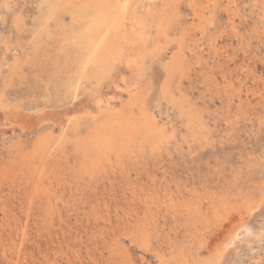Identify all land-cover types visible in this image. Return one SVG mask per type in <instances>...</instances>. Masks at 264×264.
Wrapping results in <instances>:
<instances>
[{
  "label": "rangeland",
  "instance_id": "1",
  "mask_svg": "<svg viewBox=\"0 0 264 264\" xmlns=\"http://www.w3.org/2000/svg\"><path fill=\"white\" fill-rule=\"evenodd\" d=\"M43 1L0 0V264H264V0H219L214 9L210 3L206 6L207 0H199L204 4L200 11L205 10L201 17L187 0H179L174 30L164 38L172 40L167 49L164 44L156 47L154 27L142 31L136 23L158 20L166 0H131L106 62L93 60L99 49L90 60L92 49L79 44L69 29L68 22L76 18L69 13L75 10V0ZM52 3L65 9L64 17L46 18ZM225 7L236 13L232 16ZM71 25L74 28L77 22ZM178 37L183 38L187 61L172 65V74L167 75L160 61L176 51ZM165 80L172 85L167 82L165 87ZM137 89L146 98L156 125L172 136L153 150L143 143L141 150L132 147L133 151L120 153L109 151L105 144L107 154L100 166L91 175L83 173L79 168L83 137L96 132L95 128L101 132L117 107L125 114L126 103ZM184 112L191 116L190 127ZM38 139L48 140L50 159L39 155L23 162L17 151L30 153ZM114 142L118 145L115 138ZM44 166L48 191L35 198L27 216L19 208L27 204L26 192L21 187L14 189L18 194L13 192L8 178L20 168L24 174L36 175ZM32 175L30 182L35 181ZM49 203L56 206L52 211L47 209ZM9 208L14 216L6 214ZM19 229L25 230L23 239Z\"/></svg>",
  "mask_w": 264,
  "mask_h": 264
},
{
  "label": "bare ground",
  "instance_id": "2",
  "mask_svg": "<svg viewBox=\"0 0 264 264\" xmlns=\"http://www.w3.org/2000/svg\"><path fill=\"white\" fill-rule=\"evenodd\" d=\"M45 1V0H44ZM43 1V2H44ZM48 1V0H47ZM57 1V0H56ZM58 1H60V0H58ZM69 1V0H68ZM179 0H166V2H165V5H164V9L163 10H161V14H160V17H158V20H153V23L150 21H148V20H146V19H144V20H138L136 23H137V25H140V27L142 28V31H145L144 29H147V30H149L150 29V27H154V31L156 32V41H154V43H157V48H159V47H162V45L163 46H165V47H163L164 49L166 48L167 49V47L166 46H168V44H170L171 43V41L172 40H164V38L165 37H167V33H169V30L173 27V25H175L176 24V20H177V13H178V8H179V2H178ZM184 1H186V0H184ZM188 1V3H189V5L191 6V8L194 10V11H197L198 13H197V16L198 17H201L202 16V14H203V12L205 11H200L201 9V7H204V4L203 5H201L200 4V1L199 0H187ZM231 1H233V0H231ZM49 2V1H48ZM63 2V1H62ZM143 2V1H142ZM153 2V1H152ZM218 2H219V0H207L206 1V3H207V5L206 6H208V3H210L212 6V8H213V6H216V4H218ZM262 2V1H261ZM45 3V2H44ZM57 3V2H56ZM55 3V4H56ZM66 3H67V0H66ZM68 3H70V2H68ZM72 3V2H71ZM131 3V0H75V2H74V4H75V10H69V13L70 14H72V15H74V16H76V18H69L70 19V21L68 22V23H71L72 24V22H74V23H76L77 22V25H75V27L73 28V27H71L70 28V26H72L71 24H69V29H71V30H73L74 32H75V34H76V36H77V38H78V43L79 44H81V45H83L84 46V48H86V47H89L90 49H92V50H89V51H91L92 53H91V58H90V60H92V57H94L93 56V54H94V51H96L97 52V50H95V49H99V54L97 55H95V57L93 58V60L95 61V60H97V59H99L100 61L101 60H104V62H106V60L108 61V58L110 57V55H111V50L115 47L114 45H115V31H116V29L118 28V27H120L121 26V24H122V19H124L125 17V13L127 12L128 13V8H129V4ZM148 3V2H147ZM187 3V4H188ZM205 3V2H204ZM205 3V4H206ZM232 3V2H231ZM54 3H52L51 5L53 6V7H48L47 8V14H46V18H48V19H54V21H55V19H57V20H59V19H61L62 17H64V14L62 13V11L63 10H65V9H60L57 5H55ZM62 4V3H61ZM146 4V3H145ZM182 4H184L183 2H182ZM222 4V3H221ZM141 6H142V4H140ZM228 6V5H227ZM66 7V6H65ZM222 7H223V5H222ZM230 7V6H229ZM229 7H225V9H226V11H227V13H230V11L232 12L231 13V15L233 14H235L236 12H233V10H231V8H229ZM45 8V7H44ZM209 8V7H208ZM214 9V8H213ZM67 10V9H66ZM142 10V9H141ZM145 10V9H144ZM220 10V9H219ZM182 11V10H181ZM134 13V12H133ZM216 13V12H215ZM226 13V14H227ZM264 13V12H263ZM224 14V13H223ZM232 15V16H233ZM136 17V16H135ZM184 17V16H183ZM227 17V16H226ZM147 18V17H146ZM148 19V18H147ZM212 19V18H211ZM229 19V25L231 26L230 28L232 29V30H234L235 29V27H234V24H233V22H232V19H233V17H231L230 16V18H228ZM183 21H184V19H182ZM264 20V19H263ZM134 21V19L132 20V22ZM228 21V20H227ZM263 22V21H262ZM52 23V22H51ZM209 23H211V22H209ZM135 24V23H134ZM184 24V23H183ZM205 24V23H204ZM262 24V23H261ZM44 25V24H43ZM47 25H49V24H47ZM181 26V25H180ZM122 27V26H121ZM179 27V26H178ZM261 27V26H260ZM43 28V27H42ZM65 28V27H64ZM140 28V29H141ZM51 29V28H50ZM67 29V28H66ZM152 29V28H151ZM173 29V28H172ZM176 29H177V27H176ZM179 29V28H178ZM212 29V28H211ZM264 29V28H263ZM52 30V29H51ZM174 30V29H173ZM196 30H197V28H196ZM204 30V29H203ZM259 30H260V28H259ZM62 31H63V29H62ZM141 31V32H142ZM229 31V30H228ZM45 32H46V28H45ZM147 32V31H146ZM178 32V31H177ZM206 32V31H205ZM258 32H260V31H258ZM43 33V32H42ZM50 33V32H49ZM121 33V32H120ZM171 33V32H170ZM173 33H174V31H173ZM207 33V32H206ZM132 34H133V32H132ZM147 34V33H146ZM200 34V33H199ZM39 35V34H38ZM141 35V34H140ZM139 35V38H141V36ZM187 35V34H186ZM208 35V34H207ZM206 35V36H207ZM260 35H262V34H260ZM264 35V34H263ZM47 36V35H46ZM75 36V35H74ZM73 36V37H74ZM137 36V35H136ZM149 36V35H148ZM169 36V35H168ZM176 36H177V34H176ZM189 36V35H188ZM203 36V35H202ZM205 36V37H206ZM66 37H68V36H66ZM126 37H127V35H126ZM138 37V36H137ZM174 37V36H173ZM197 37V36H196ZM237 37V36H236ZM70 38H71V36H70ZM154 38H155V36H154ZM171 38V37H170ZM239 38V37H238ZM263 38V37H262ZM67 39V38H66ZM172 39V38H171ZM193 39V38H192ZM264 39V38H263ZM132 40V39H131ZM188 41H189V38L187 39ZM202 40V39H201ZM200 40V41H201ZM209 40V39H208ZM206 41H207V39H206ZM209 41H211V40H209ZM161 42H163V43H161ZM197 42V41H196ZM264 42V41H263ZM130 43V42H129ZM153 43V42H152ZM161 43V44H160ZM61 44V43H60ZM124 44V43H123ZM122 44V45H123ZM143 44H144V42H143ZM186 44V43H185ZM171 45V44H170ZM170 45H169V47H170ZM174 45L175 46H177L175 49H176V51L175 52H173V54L171 55V57L169 58V59H167V60H165V59H162V61H160V63L162 62V67H163V69H164V71H165V73L167 74V75H169V73H171L170 71H172V65H177V64H180L181 62H183V61H185L186 59H184V51H183V38L181 37H178V39L177 40H175V42H174ZM64 46V45H63ZM199 46V45H198ZM69 48V46H67L66 45V48ZM116 47H118V46H116ZM129 47V46H128ZM127 47V48H128ZM149 47V46H148ZM151 47V46H150ZM173 47V46H172ZM125 48V47H124ZM154 48V47H153ZM210 48V47H209ZM58 49H59V51L61 50L59 47H58ZM131 49V48H130ZM151 49H152V47H151ZM155 49V48H154ZM198 49V48H197ZM82 51H83V48L81 49ZM132 50V49H131ZM171 50V49H170ZM213 50V49H212ZM264 50V49H263ZM65 51H67V50H65ZM158 51V50H157ZM160 51V50H159ZM159 51H158V53H159ZM173 51V50H172ZM262 51V50H261ZM72 52V51H71ZM81 52V51H80ZM86 52V51H85ZM132 52V51H131ZM161 52V51H160ZM163 52V51H162ZM171 52V51H170ZM199 52H200V50H199ZM252 52V51H251ZM115 53V52H114ZM169 53V52H168ZM80 54H82V53H80ZM80 54H78L79 56H80ZM154 55H156L155 53H153ZM62 55H64V54H62ZM169 55V54H168ZM88 56L90 57V53L88 54ZM88 56H86V57H88ZM263 56V55H262ZM188 58H190V54H188V56H187ZM82 58V57H81ZM135 58V57H134ZM147 58V57H146ZM149 58V57H148ZM264 58V57H263ZM262 58V59H263ZM111 59V58H110ZM109 59V60H110ZM151 59V58H150ZM149 59V60H150ZM69 60H71V59H69ZM73 60V59H72ZM80 60V59H79ZM89 60V59H88ZM99 60H98V62H99ZM142 60V59H141ZM78 61V60H77ZM77 61H75V64H76V66H77ZM130 61V60H129ZM131 61H132V59H131ZM130 61V62H131ZM150 61H152V59L150 60ZM187 61V60H186ZM206 61V60H205ZM241 61V60H240ZM96 62V61H95ZM215 62V61H214ZM87 63V62H86ZM94 62H92V65H94L93 64ZM114 63V62H113ZM152 63V62H151ZM158 63V62H157ZM188 63V62H187ZM260 63V62H259ZM100 64V63H99ZM108 63H106V65H107ZM110 64V63H109ZM112 64V63H111ZM198 64V63H197ZM12 65V64H11ZM16 65V64H15ZM84 65V64H83ZM86 65V64H85ZM91 65V66H92ZM120 65H122V64H120ZM134 65V64H133ZM140 65V64H139ZM138 65V66H139ZM187 65V64H186ZM205 65H208V64H205ZM205 65H203V67L205 66ZM214 65V64H213ZM62 66V65H61ZM91 66H90V68H91ZM100 66H102V64L100 65ZM105 66V65H104ZM110 66V65H109ZM113 66V65H112ZM126 66V65H125ZM195 66V65H194ZM12 67H14V66H12ZM119 67V66H118ZM159 67V66H158ZM184 67V66H183ZM199 67V66H198ZM245 67H247V66H245ZM71 68V67H70ZM87 68H88V66H87ZM97 67L95 66V69H96ZM102 68H103V66H102ZM105 68V67H104ZM161 68V67H160ZM223 68V67H222ZM244 68V67H243ZM10 69V68H9ZM106 69H107V67H106ZM133 69V68H132ZM183 69H185V67L183 68ZM227 69H230V68H227ZM236 69V68H235ZM234 69V70H235ZM13 70V69H12ZM61 70V69H60ZM66 70V69H65ZM88 70H89V68H88ZM92 70V69H91ZM105 70V69H104ZM116 70V69H115ZM180 70V69H179ZM196 70H198L197 68H196ZM225 70V69H224ZM244 70H246V69H244ZM247 70H249V69H247ZM246 70V71H247ZM67 71V70H66ZM65 71V72H66ZM76 71V70H75ZM90 71V70H89ZM93 71V70H92ZM95 71V70H94ZM174 71V70H173ZM178 71V70H177ZM226 71V70H225ZM228 71V70H227ZM226 71V72H227ZM61 72V71H60ZM62 72H63V70H62ZM72 72H74V70L72 71ZM72 72H69V74L70 73H72ZM77 72V71H76ZM79 73H80V71H78ZM85 72H86V70H85ZM97 72H98V70H97ZM101 72V71H100ZM137 72V71H136ZM236 72V71H235ZM240 73H241V71H239ZM244 72V71H243ZM75 73V72H74ZM93 73V72H92ZM104 73V72H103ZM195 73V72H194ZM222 73V72H221ZM249 73V72H248ZM68 74V73H67ZM95 74V73H94ZM93 74V75H94ZM98 74H99V72H98ZM97 74V75H98ZM172 74V73H171ZM177 74H180V73H177ZM219 74V73H218ZM86 75H87V73H86ZM90 75V74H89ZM107 75V74H106ZM118 75V74H117ZM176 75V74H175ZM183 75V74H182ZM226 75V74H225ZM243 75V74H242ZM246 75V74H245ZM82 76V75H81ZM108 76V75H107ZM135 76H137L138 77V75H135ZM181 76V75H180ZM78 77V76H77ZM92 77V76H91ZM132 77V76H131ZM131 77H130V79H131ZM184 77V76H183ZM195 77V76H194ZM197 77V76H196ZM214 77H215V75H214ZM221 77V76H220ZM96 78V77H95ZM94 78V79H95ZM103 78V77H102ZM121 78V77H120ZM187 78V77H186ZM185 78V79H186ZM189 78V77H188ZM187 78V79H188ZM225 78V77H224ZM233 78V77H232ZM235 78H237V77H235ZM234 78V79H235ZM9 79V78H8ZM11 79V78H10ZM64 79V78H63ZM81 79H82V77H81ZM84 79V78H83ZM118 79V78H117ZM140 79V78H139ZM166 79H167V77H166ZM180 79H182L181 77H180ZM230 79V78H229ZM66 80H67V78H66ZM85 80V79H84ZM119 80V79H118ZM117 80V81H118ZM129 80V79H128ZM143 80V79H142ZM60 81V80H59ZM99 81V80H98ZM100 81H102V80H100ZM139 81V80H138ZM141 81V80H140ZM169 81H170V79H169ZM169 81H166L165 80V87H167V85H169V84H171V82L169 83ZM228 81H230V80H228ZM228 81H226L227 83H228ZM232 81V80H231ZM66 82V81H65ZM64 82V83H65ZM77 83H78V81H76ZM75 82V83H76ZM127 82V81H126ZM169 84H168V83ZM60 83V82H59ZM63 83V84H64ZM123 83V82H122ZM141 83V82H140ZM139 83V84H140ZM214 83V82H213ZM61 84H62V82H61ZM81 84V83H80ZM183 84V83H182ZM221 84V83H220ZM230 84V83H229ZM234 84V83H233ZM172 85V84H171ZM170 85V86H171ZM212 85V84H211ZM219 85V84H218ZM228 85V84H227ZM231 85V84H230ZM64 86V85H63ZM65 86H67V84H65ZM65 86H64V88H65ZM69 87H70V85H68ZM140 86V85H139ZM224 86V85H223ZM239 86V85H238ZM157 87V86H156ZM226 87V86H225ZM224 87V88H225ZM248 87V86H247ZM140 88V87H139ZM168 88H173V87H168ZM234 88V87H233ZM112 89V88H111ZM143 88H141L140 90H142ZM151 89V88H150ZM238 89V88H237ZM75 90H76V86H75ZM164 90V89H163ZM66 91V90H65ZM174 91V90H173ZM233 91H235V90H233ZM242 91V90H241ZM243 91H245V89L243 90ZM74 92V91H73ZM94 92V91H93ZM112 92V91H111ZM131 92V91H130ZM150 92V91H149ZM237 92H239V91H237ZM262 92V91H261ZM72 93V92H71ZM228 93V92H227ZM231 94H232V92H230ZM245 93V92H244ZM253 93V92H252ZM70 94V93H69ZM99 94V93H98ZM101 94V93H100ZM149 94V93H148ZM163 94L164 95H166L167 96V94H166V90H164V92H163ZM238 94V93H237ZM71 95V94H70ZM103 95V94H102ZM129 95V94H128ZM91 96V95H90ZM93 96V95H92ZM121 96V95H120ZM131 98L130 99H128V101H127V103H126V107H127V111L125 112V114H123L122 112H119L120 111V109L121 108H118L117 107V110H116V112L115 111H111V115H110V117L109 118H107L108 119V121H107V123L105 122V124L106 125H104L103 126V130L100 132V131H98V129H96L95 128V130L94 131H96V132H91V133H88L89 134V137H83V139H82V141H81V144H82V158H80V166H79V168H81V171L83 172V173H85L86 171L88 172V174H92L93 173V171L94 170H96L99 166H100V164L102 163V158L104 157V154H107L106 152H104L105 151V148L107 147V149L109 150V151H112V152H114V151H116V150H118L120 153H124L123 151L124 150H129V151H133L132 150V147H137V148H139L140 150L143 148V146H142V144L143 143H147L150 147H151V150H153V149H155L156 148V146H158V145H161V143H166V141L172 136V133H169L168 135L167 134H165L162 130L164 129V127L163 128H161L160 126H158V125H156V118H154V115H153V113H152V111H150V109H149V107L147 106V104H146V98H145V101H144V97L142 96V94H141V92H139V90L137 89L135 92H133L131 95ZM129 96V97H130ZM189 96V95H188ZM238 96H240V95H238ZM244 96V95H243ZM257 96V95H256ZM73 97V96H72ZM106 97V96H105ZM112 97V96H111ZM249 97V96H248ZM261 97H262V95H261ZM99 98H101V97H99ZM244 98V97H243ZM118 99H119V97H118ZM247 99V98H246ZM259 99V98H258ZM90 100V99H89ZM122 100V99H121ZM125 100V99H124ZM123 100V101H124ZM127 100V99H126ZM238 100H239V98H238ZM228 101H230V100H228ZM250 102V101H249ZM118 103V102H117ZM243 103V102H242ZM241 103V104H242ZM23 104V103H22ZM108 104V103H107ZM121 104V103H120ZM179 104V103H178ZM244 104V103H243ZM242 104V105H243ZM118 105V104H117ZM239 105V104H238ZM246 105V104H245ZM111 106V105H110ZM121 106V105H120ZM119 106V107H120ZM250 106V105H249ZM116 107V106H115ZM123 107V106H122ZM125 107V108H126ZM89 108V107H88ZM124 108V109H125ZM181 108V107H180ZM228 108H229V106H228ZM11 109V108H10ZM119 109V110H118ZM240 109V108H239ZM109 110V109H108ZM122 110H123V108H122ZM121 110V111H122ZM134 110L136 111L137 110V113H134ZM8 111H10V110H8ZM90 111V110H89ZM125 111V110H124ZM6 112V111H5ZM4 112V113H5ZM16 112V111H15ZM72 112V111H71ZM85 112V111H84ZM229 112H230V110H229ZM11 113V112H10ZM102 113V112H101ZM176 113V112H175ZM185 114H186V124L190 127L191 125H192V123H193V121H192V119H191V116L190 115H188L189 114V112L187 113V112H184ZM69 114V113H68ZM99 114V113H98ZM110 114V113H109ZM156 114V113H155ZM52 115V114H51ZM54 115V114H53ZM86 115V114H85ZM239 115V114H238ZM237 115V116H238ZM23 116V115H22ZM27 116V115H26ZM30 116V115H29ZM29 116H27V117H29ZM41 117H42V115H40ZM77 116H79V115H77ZM102 116V115H101ZM17 117V116H16ZM19 117V116H18ZM21 117V116H20ZM25 117V116H24ZM23 117V118H24ZM76 117V116H75ZM30 118V117H29ZM32 118V117H31ZM54 118V117H53ZM103 118V117H102ZM26 119V118H25ZM28 119V118H27ZM38 119V118H37ZM43 119V118H42ZM46 119V118H45ZM71 119V118H70ZM94 119V118H93ZM204 119V118H203ZM236 119V118H235ZM17 120H19V119H17ZM29 120V119H28ZM51 120V119H50ZM50 120H48V121H50ZM90 120V119H89ZM101 120V119H100ZM231 120H233V118L231 119ZM55 121V120H54ZM162 121V120H161ZM234 121V120H233ZM232 121V122H233ZM9 122V121H8ZM20 122V121H19ZM66 122V121H65ZM101 122V121H100ZM25 123V122H24ZM53 123V122H52ZM8 124V123H7ZM17 124V123H16ZM92 124V123H91ZM28 125V124H27ZM49 125L51 126L52 124H50L49 123ZM56 125V124H55ZM64 125H66V124H64ZM68 125V124H67ZM98 125V124H97ZM96 125V126H97ZM235 125H236V123H235ZM42 126V128H45V126H46V124H45V126L43 127V124L41 125ZM40 126V127H41ZM74 126V125H73ZM76 126V125H75ZM162 126V125H161ZM165 126V125H164ZM200 126V125H199ZM234 126V125H233ZM233 126H232V128H233ZM8 127V126H7ZM20 127V126H19ZM30 127V126H29ZM28 127V128H29ZM58 127V126H57ZM60 127V126H59ZM81 127V126H80ZM177 127H179V126H177ZM25 128V127H24ZM38 128V127H37ZM41 128V129H42ZM53 128V127H52ZM74 127H72V129H73ZM92 128H94V127H92ZM35 129V128H34ZM39 129V128H38ZM46 129H47V127H46ZM45 129V130H46ZM168 129V128H167ZM166 129V130H167ZM13 130V129H12ZM31 130V129H30ZM30 130H28V131H30ZM48 131L50 130V129H47ZM56 130V129H55ZM64 130H66V129H64ZM89 129L87 128V131H88ZM91 130V129H90ZM119 130H121L120 131V133H119ZM3 131V130H2ZM32 131H33V129H32ZM36 131V130H35ZM41 131V130H40ZM54 131V130H53ZM68 131V130H67ZM195 131V130H194ZM49 132H52V131H49ZM89 132V131H88ZM100 133V136H99V133ZM167 132V131H166ZM213 132V131H212ZM60 133H62V132H60ZM66 133V132H65ZM74 133V132H73ZM72 133V134H73ZM184 133H185V131H184ZM211 133V132H210ZM48 132H47V135L46 136H48ZM70 134V133H69ZM77 134V133H76ZM75 134V135H76ZM85 134H87V132L85 133ZM44 135V134H43ZM50 135V134H49ZM61 135V134H60ZM45 136V135H44ZM56 136V135H55ZM58 136H59V134H58ZM64 136V135H63ZM68 136V135H67ZM67 136H65V137H67ZM78 136V135H77ZM70 137V136H69ZM79 137V136H78ZM118 141V145H116V143L114 142V138ZM44 138V137H43ZM51 138V137H50ZM71 138V137H70ZM77 138V137H76ZM113 138V139H112ZM120 138V139H119ZM153 138V139H152ZM46 139V138H45ZM57 139V138H56ZM62 139V138H61ZM137 139H139V140H137ZM177 139V138H176ZM70 140V139H69ZM75 140V139H74ZM108 141V140H112L111 142L110 141H108V142H106V141ZM178 140V139H177ZM25 141V140H24ZM27 141V140H26ZM48 140H44V139H38V142L36 143L37 144V146H34V148H32L31 149V151H30V153H32L33 152V154L30 156L29 154L30 153H23L22 154V152H21V150H18L17 151V153H18V155L20 156V158L22 159V161L23 162H25L26 163V161H30L31 162V160L34 158V157H39V155H41L42 157H46V158H48L49 157V159H50V155L49 156H47L46 154L50 151V146H49V142H47ZM155 141L157 142V143H155ZM51 142H52V140H51ZM77 142V141H76ZM54 143V142H53ZM74 143V142H73ZM79 143V142H78ZM170 143V142H169ZM67 144V143H66ZM105 144H107V146L106 147H104V145ZM182 144V143H181ZM215 144V143H214ZM71 145V144H70ZM74 145H76V144H74ZM172 145V144H171ZM29 146V145H28ZM78 146H79V144H78ZM214 146V145H213ZM25 147H26V145H25ZM81 147V146H80ZM109 147V148H108ZM183 147V146H182ZM204 147V146H203ZM54 148L55 149H57V148H59L58 147V145H55L54 146ZM67 148V147H66ZM69 148V147H68ZM67 148V149H68ZM78 148V147H77ZM147 150V149H146ZM71 151V150H70ZM117 151V152H118ZM169 151V150H168ZM195 151V150H194ZM3 152V151H2ZM126 152V151H125ZM147 152H149V150L147 151ZM196 152V151H195ZM68 153V152H67ZM66 154V153H65ZM136 154V153H135ZM142 154V153H141ZM52 155V154H51ZM117 155V154H116ZM131 155H132V153H131ZM137 155V154H136ZM154 155V154H153ZM3 156V155H2ZM125 156V155H124ZM148 156V155H147ZM69 157V156H68ZM128 157H129V154H128ZM131 157V156H130ZM139 157V156H138ZM1 158V157H0ZM61 158V157H60ZM123 158V157H122ZM140 158V157H139ZM16 159V158H15ZM62 159V158H61ZM72 159V158H71ZM145 159V158H144ZM218 159V158H217ZM2 160V159H1ZM58 160H59V158H58ZM70 160V159H69ZM68 160V161H69ZM78 160V159H77ZM128 160V159H127ZM138 160H140V159H138ZM54 161V160H53ZM123 161V160H122ZM165 161V160H164ZM171 161V160H170ZM18 162H20V161H18ZM56 162V161H55ZM144 162V161H143ZM136 163V162H135ZM148 163V162H147ZM214 163V162H213ZM21 164V163H20ZM9 165V164H8ZM12 165V164H11ZM77 165V164H76ZM147 165V164H146ZM10 166V165H9ZM18 166V165H17ZM46 166V165H45ZM43 167L41 170H39L38 171V174H36V175H32L33 174V171H30V172H27V173H23V171H24V169H22V168H20L21 170H19V171H17V173H14L13 172V174H15L14 175V177H12V178H8V177H5V179H7L8 178V187H10L12 190H13V192H16L17 194H18V191L17 190H14L15 189V187H21V188H23V190H24V193L26 194L25 196H24V199H26L27 200V204H25V207L24 206H19V208L20 209H22V213H24L25 215H27L28 216V210H29V208L31 207V205L33 204V202H34V200H35V198L38 196V195H40V193H46L47 191H48V187H45L44 186V184L45 183H43V180H44V178L43 177H46V176H48L49 177V174L48 173H46V170H48L46 167ZM56 166H58V164L57 165H54L53 167V169H55V167ZM166 166V165H165ZM172 166V165H171ZM215 166V165H214ZM40 167V166H39ZM60 167V166H59ZM136 168V167H135ZM175 168V167H174ZM29 169V168H28ZM52 169V170H53ZM89 169V170H88ZM143 169V168H142ZM12 170H14V169H12ZM23 170V171H22ZM36 170V169H35ZM51 170V169H50ZM52 170L50 171V173H52ZM220 170V169H219ZM60 171V170H59ZM70 171H72V170H70ZM99 171V170H98ZM134 171V170H133ZM162 171V170H161ZM211 171V170H210ZM241 171V170H240ZM54 172H56V170H54ZM128 172V171H127ZM145 172V171H144ZM132 173V172H131ZM146 173V172H145ZM211 173H213V171H211ZM240 173V172H239ZM242 173V172H241ZM3 173H2V171H1V169H0V176L2 175ZM103 174V173H102ZM214 174V173H213ZM30 175H32L31 177H33V179L35 180V181H32V182H30L31 180H28L29 179V176ZM109 175V174H108ZM192 175V174H191ZM96 176V175H95ZM104 176V175H103ZM102 176V177H103ZM113 176V175H112ZM154 176V175H153ZM183 176V175H182ZM188 176V175H187ZM99 177V176H98ZM114 177V176H113ZM131 177V176H130ZM129 177V178H130ZM176 177V176H175ZM191 177V176H190ZM219 177V176H218ZM221 177V176H220ZM23 178H24V180H23ZM110 178V177H109ZM196 178V177H195ZM194 178V179H195ZM62 179V178H61ZM130 179H132V178H130ZM193 179V178H192ZM200 179V178H199ZM223 179H224V177H223ZM84 180H85V178H84ZM180 180V179H179ZM186 180V179H185ZM204 180V179H203ZM208 180V179H207ZM211 180V179H210ZM3 181V180H2ZM95 181V180H94ZM190 181V180H189ZM189 181H187V182H189ZM152 182H154V181H152ZM178 182V181H177ZM219 182H220V180H219ZM232 182H233V180H232ZM231 182V183H232ZM106 183V182H105ZM172 183V182H171ZM183 183H184V181H183ZM192 183V182H191ZM80 184V183H79ZM115 184V183H114ZM117 184V183H116ZM194 184V183H193ZM212 184V183H211ZM214 184V183H213ZM227 184V183H226ZM40 185H42V186H44L43 188H44V190H42V189H40L39 190V188H40ZM60 185V184H59ZM66 185V184H65ZM81 185V184H80ZM179 185V184H178ZM200 185V184H199ZM216 185V184H215ZM50 186V185H49ZM67 186V185H66ZM79 186V185H78ZM113 186V185H112ZM117 186V185H116ZM184 186V185H183ZM195 186V185H194ZM194 186H192L191 185V187H194ZM233 186V185H232ZM245 186V185H244ZM87 187H88V185H87ZM105 187H107V185L105 186ZM104 187V188H105ZM110 187V186H109ZM171 187V186H170ZM190 187V186H189ZM234 187V186H233ZM249 187V186H248ZM93 188V187H92ZM96 188V187H95ZM113 188H114V186H113ZM176 188V187H175ZM179 188V187H178ZM195 188V187H194ZM97 189V188H96ZM174 189V188H173ZM172 189V190H173ZM184 189H185V187H184ZM183 189V190H184ZM245 189V188H244ZM57 190V189H56ZM83 190V189H82ZM92 190V189H91ZM117 190V189H116ZM186 190H187V188H186ZM207 190V189H206ZM235 190V189H234ZM256 190V189H255ZM103 191H105V190H103ZM246 191H247V189H246ZM190 192V191H189ZM251 192V191H250ZM85 193H87V192H85ZM174 193V192H173ZM215 193V192H214ZM225 193V192H224ZM1 194V193H0ZM14 194V193H13ZM99 194V193H98ZM97 194V195H98ZM115 194H116V192H115ZM174 194H176V193H174ZM227 194V193H226ZM238 194H239V192H238ZM246 194V193H245ZM20 195V194H19ZM200 195V194H199ZM242 195V194H241ZM41 196V195H40ZM175 196V195H174ZM178 196V195H177ZM213 196V195H212ZM227 196V195H226ZM238 196V195H237ZM251 196V195H250ZM46 197H47V195H46ZM45 197V198H46ZM57 197V196H56ZM85 197V196H84ZM110 197V196H109ZM231 197V196H230ZM254 197V196H253ZM20 198V197H19ZM49 198H50V196H48V198H47V201H49ZM62 198V197H61ZM91 198V197H90ZM105 198V197H104ZM173 199H174V197H172ZM178 198H180V197H178ZM207 198V197H206ZM210 198V197H209ZM244 198H245V196H244ZM4 199V198H3ZM39 199V198H38ZM41 199V198H40ZM66 199V198H65ZM92 199V198H91ZM98 199V198H97ZM228 199V198H227ZM234 199V198H233ZM246 199V198H245ZM82 200H84V199H82ZM114 200V199H113ZM200 200V199H199ZM198 200V201H199ZM250 200V199H249ZM253 200V199H252ZM52 201V200H51ZM99 201V200H98ZM105 201V200H104ZM187 201V200H186ZM195 201V200H194ZM210 201V200H209ZM240 201V200H239ZM45 202V201H44ZM85 202V201H84ZM100 202V201H99ZM102 202V201H101ZM243 202V201H242ZM20 203V202H19ZM43 203V202H42ZM65 203V202H64ZM106 203V202H105ZM122 203V202H121ZM160 203V202H159ZM216 203V202H215ZM223 203V202H222ZM238 203V202H237ZM16 204V203H15ZM56 204V203H55ZM81 204V203H80ZM93 204V203H92ZM175 204V203H174ZM228 204H230V203H228ZM59 205V204H58ZM106 205H107V203H106ZM124 205V204H123ZM101 206V205H100ZM213 206H215V204L213 205ZM228 206V205H227ZM232 206H233V204H232ZM242 206V205H241ZM247 206V205H246ZM7 207V206H6ZM18 207V206H17ZM56 207V206H55ZM51 203H49L48 204V206H47V209L48 210H53V208H55ZM60 207V206H59ZM180 207V206H179ZM25 208V209H24ZM201 208V207H200ZM220 208V207H219ZM244 208V207H243ZM110 209H111V207H110ZM151 209H152V207H151ZM227 209V208H226ZM234 209V208H233ZM236 209H237V207H236ZM207 210H208V208H207ZM225 210V209H224ZM228 210V209H227ZM240 210V209H239ZM7 211V215L8 214H12V213H14L13 211H12V209L11 208H9V209H7L6 210ZM50 211V212H51ZM71 211V210H70ZM183 211H184V209H183ZM187 212L189 211V210H186ZM235 211V210H234ZM12 212V213H11ZM111 212V211H110ZM113 212V211H112ZM185 212V211H184ZM197 212V211H196ZM227 212V211H226ZM237 212V211H236ZM179 213H181V212H179ZM193 213V212H192ZM214 213V212H213ZM222 213H223V211H222ZM225 213V212H224ZM24 214H22V215H24ZM97 214V213H96ZM113 214V213H112ZM182 214V213H181ZM189 214V213H188ZM208 214V213H207ZM210 214V213H209ZM236 214H239V213H236ZM103 215V214H102ZM118 215V214H117ZM137 215V214H136ZM191 215V214H190ZM213 215V214H212ZM228 215V214H227ZM12 216H14L13 214H12ZM26 216V217H27ZM74 216V215H73ZM116 216V215H115ZM176 216V215H175ZM225 216H226V214H225ZM16 217H17V215H16ZM16 217H13L12 219H16ZM32 217V216H31ZM41 217V216H40ZM64 217V216H63ZM177 217V216H176ZM198 217V216H197ZM221 217V216H220ZM219 217V218H220ZM178 218V217H177ZM210 218H211V216H210ZM222 218V217H221ZM20 219V218H19ZM223 219V218H222ZM226 219V218H225ZM47 220V219H46ZM116 220V219H115ZM178 220V219H177ZM192 220V219H191ZM212 220V219H211ZM65 221V220H64ZM188 221V220H187ZM216 221V220H215ZM234 221V220H233ZM21 222V221H20ZM47 222V221H46ZM131 222V221H130ZM218 223H220L219 221H218ZM222 223V222H221ZM99 224V223H98ZM117 224V223H116ZM235 224V223H234ZM53 225H54V223H53ZM187 225H188V222H187ZM187 225H185L186 226V228H187ZM168 226V225H167ZM179 226V225H178ZM195 226H197V225H195ZM221 226V225H220ZM50 227H52L51 226V224H50ZM59 227V226H58ZM183 227V226H182ZM232 227V226H231ZM20 228V227H19ZM65 228V227H64ZM185 228V229H186ZM218 228V227H217ZM184 229V230H185ZM193 229V228H192ZM231 229V228H230ZM79 230V229H78ZM189 230V229H188ZM211 230H213V229H211ZM18 231H20L21 232V239H23L24 237L23 236H25V230L24 229H19ZM80 231V230H79ZM192 231V230H191ZM60 232V231H59ZM95 232H96V230H95ZM182 232H184V231H182ZM216 232V231H215ZM231 232V231H230ZM15 233V232H14ZM30 233V232H29ZM61 233H62V231H61ZM225 233H227V232H225ZM80 234V233H79ZM78 234V235H79ZM205 234V233H204ZM210 234H212V233H210ZM48 234H46V236H47ZM54 235H56V234H54ZM83 235H84V233H83ZM57 236V235H56ZM203 236V235H202ZM205 236V235H204ZM10 237V236H9ZM82 237V236H81ZM186 237V236H185ZM4 238V237H3ZM57 238V237H56ZM74 238V237H73ZM80 238V237H79ZM179 238V237H178ZM59 240H60V238H58ZM70 239V238H69ZM72 239V238H71ZM82 239V238H81ZM164 240H163V242L165 241V238H163ZM12 240V239H11ZM77 240V239H76ZM121 240V239H120ZM186 240V239H185ZM205 240V239H204ZM74 241V240H73ZM72 241V242H73ZM122 241V240H121ZM225 241V240H224ZM1 242V241H0ZM20 242V241H19ZM58 243H59V241H57ZM60 242H62V241H60ZM69 242V241H68ZM172 242V241H171ZM14 243V242H13ZM34 243V242H33ZM63 243H64V241H63ZM126 243V242H125ZM169 243V242H168ZM1 244V243H0ZM19 244V243H18ZM26 244V243H25ZM39 244V243H38ZM61 244V243H60ZM76 244V243H75ZM170 244V243H169ZM168 244V245H169ZM180 244V243H179ZM222 244H224L223 242H222ZM2 245V244H1ZM24 245V244H23ZM31 245V244H30ZM34 245V244H33ZM54 245V244H53ZM171 245V244H170ZM169 245V246H170ZM173 245V244H172ZM178 245V244H177ZM4 246V245H3ZM9 246V245H8ZM38 246H40V245H38ZM63 246V245H62ZM62 246H61V248H62ZM65 246H66V244H65ZM64 246V247H65ZM2 247V246H1ZM12 247V246H11ZM35 247H36V245H35ZM34 247V248H35ZM47 246H45V248H46ZM60 247V246H59ZM218 247V246H217ZM14 248V247H13ZM20 248V247H19ZM33 248V247H32ZM56 248V247H55ZM54 248V249H55ZM170 248V247H169ZM168 248V249H169ZM29 249V248H28ZM52 249V248H51ZM60 248H58V251L60 252V250H59ZM68 249V248H67ZM66 249V250H67ZM70 249V248H69ZM72 249V248H71ZM76 249V248H75ZM98 249V248H97ZM164 249H167V247L165 248V246H164ZM223 249H224V247H223ZM45 250V249H44ZM64 250V249H63ZM73 250V249H72ZM126 250V249H125ZM162 250H163V248H162ZM201 250V249H200ZM4 251V250H3ZM29 251V250H28ZM53 251V250H52ZM129 251V250H128ZM18 252V251H17ZM44 252V251H43ZM63 252V251H62ZM133 252V251H132ZM16 253V252H15ZM28 253V252H27ZM61 253V252H60ZM92 253V252H91ZM164 253H166V252H164ZM3 254V253H2ZM31 254V253H30ZM48 254V253H47ZM52 254V253H51ZM55 254V253H54ZM53 254V255H54ZM58 254V253H57ZM93 254V253H92ZM103 254V253H102ZM1 255V254H0ZM77 255V254H76ZM132 255V254H131ZM130 255V256H131ZM199 255V254H198ZM16 256L18 257V255L16 254ZM15 256V257H16ZM23 256V255H22ZM44 256V255H43ZM46 256V255H45ZM48 256V255H47ZM88 256V255H87ZM91 256V255H90ZM8 257V256H7ZM10 257V256H9ZM24 257H25V255H24ZM42 257V256H41ZM51 257H54V256H51ZM65 257V256H64ZM95 257V256H94ZM134 257V256H133ZM224 257V256H223ZM5 258V257H4ZM20 258H21V256H20ZM36 258V257H35ZM43 258V257H42ZM55 258V257H54ZM59 258V257H58ZM90 258V257H89ZM9 259V258H8ZM17 259V258H16ZM19 259V258H18ZM23 259V258H22ZM32 259V258H31ZM45 259V258H44ZM50 259V258H49ZM92 259V258H91ZM98 259V258H97ZM141 259H142V257H141ZM146 259V258H145ZM194 259V258H193ZM10 260V259H9ZM20 260V259H19ZM51 260V259H50ZM13 261V260H12ZM24 261V260H23ZM31 261V260H30ZM34 261V260H33ZM33 261H31V262H33ZM36 261H38L37 260V258H36ZM42 261V260H41ZM92 261H93V259H92ZM97 261V260H96ZM134 261V260H133ZM3 262V261H2ZM21 262V261H20ZM45 262H47L46 261V259H45ZM80 262V261H79ZM151 262V261H150ZM188 262V261H187ZM5 263V262H4ZM7 263V262H6ZM16 263V262H15ZM42 263L43 264H45L43 261H42ZM48 263V262H47ZM67 263V262H66ZM94 263V262H93ZM100 263V262H99ZM8 264H10V263H8ZM13 264H14V262H13ZM18 264V263H17ZM30 264V263H29ZM36 264V263H35ZM38 264V263H37ZM58 264V263H57ZM233 264V263H232Z\"/></svg>",
  "mask_w": 264,
  "mask_h": 264
}]
</instances>
